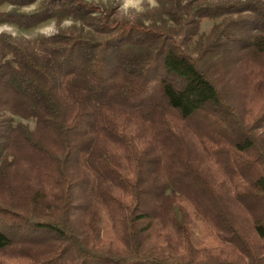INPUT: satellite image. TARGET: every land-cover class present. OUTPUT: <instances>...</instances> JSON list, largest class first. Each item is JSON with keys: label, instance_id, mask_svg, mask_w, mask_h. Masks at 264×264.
<instances>
[{"label": "trees", "instance_id": "trees-1", "mask_svg": "<svg viewBox=\"0 0 264 264\" xmlns=\"http://www.w3.org/2000/svg\"><path fill=\"white\" fill-rule=\"evenodd\" d=\"M157 2L0 0V264H264V0Z\"/></svg>", "mask_w": 264, "mask_h": 264}, {"label": "rangeland", "instance_id": "rangeland-1", "mask_svg": "<svg viewBox=\"0 0 264 264\" xmlns=\"http://www.w3.org/2000/svg\"><path fill=\"white\" fill-rule=\"evenodd\" d=\"M89 1H94V2H98V3H103L105 5H110V4H118V6H120L121 0H89ZM36 7V4L33 5H29V6H23V7H18V11L20 12H28L32 9H34ZM13 5L11 4H5L3 6L0 7V10H9L12 9ZM236 15V13L234 14V16ZM222 17L213 19L210 17H203L200 19L199 22V29H198V34L193 35L192 37H190L187 41L186 44L188 45V47L190 49H192L195 53L196 51V47L198 46V42L200 39V35H207L210 30L212 29L213 25L216 22H219ZM54 19H50V20H46L43 23L39 24L38 26H34V27H28V28H22L16 24H9V23H4V24H0V26L2 25H9L12 29V32H5L8 34H11L15 37H25V38H37L40 36H43L41 34V29L44 28L45 26L49 25ZM56 21V20H55ZM74 23V21H73ZM58 26V23H57ZM30 125L33 126V122H29Z\"/></svg>", "mask_w": 264, "mask_h": 264}, {"label": "clouds", "instance_id": "clouds-1", "mask_svg": "<svg viewBox=\"0 0 264 264\" xmlns=\"http://www.w3.org/2000/svg\"><path fill=\"white\" fill-rule=\"evenodd\" d=\"M159 7L157 0H121L118 17L121 20H127L129 22H135V20L146 13L149 10L156 9ZM73 25L71 18L64 19L59 26L57 22L53 20L49 25L42 28L41 34L46 38H52L60 34V31L70 29ZM12 32L9 25L0 26V33Z\"/></svg>", "mask_w": 264, "mask_h": 264}]
</instances>
